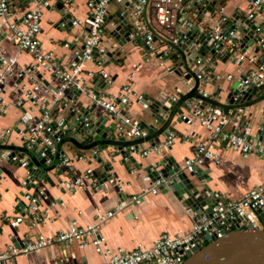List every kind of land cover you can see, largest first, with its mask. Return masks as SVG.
<instances>
[{
    "label": "crops",
    "instance_id": "obj_1",
    "mask_svg": "<svg viewBox=\"0 0 264 264\" xmlns=\"http://www.w3.org/2000/svg\"><path fill=\"white\" fill-rule=\"evenodd\" d=\"M62 1L52 0V6L43 11L38 34L42 47L52 50L61 63L72 57V50L80 44L77 43L74 46V43H72L73 37L82 33L80 26L64 27L59 24L61 15L57 4ZM68 1L67 3L64 2L66 4V7H64L69 8L68 12L71 14V18L82 19L87 15L85 0ZM218 1L220 4L217 6V18L219 15H224L227 23L233 20L232 16L234 14L244 18L248 12L247 0ZM10 4L13 10L17 11L25 8L27 2L23 4L21 0H10ZM260 14L264 18V10L260 11ZM259 18L260 16L256 20L259 21ZM113 21L114 23L118 22V19L115 18ZM113 25L109 23L108 28L111 29ZM123 27L126 31L131 29L129 24H124ZM178 27L181 28V24ZM80 39L82 38L80 37ZM64 41H70L72 46L70 48L63 47L62 43ZM110 42L113 44L105 46V49L114 52L112 54L114 60L106 58L108 62L102 67L85 62L83 70L86 72L88 70L93 71L95 73L94 77H99L98 70L100 69L109 74L111 86L106 84V86L98 87L100 95L116 94L123 84L130 83L129 102L122 109L126 114L129 113L141 121L140 110L142 104L139 101L142 94L153 96L159 92H167L177 99L182 93L190 90L193 82L189 84L182 75L178 76L169 71L172 61L157 58L155 52L142 50L138 42H129L122 47L117 46V41L113 39ZM106 44L104 43V45ZM154 44L157 47L160 44L166 45L163 38L156 39ZM127 45L132 46L126 49ZM0 46L4 48L7 55L16 57V68L29 62V54L17 50L3 36H0ZM72 47L74 48L72 49ZM160 48L168 52L167 54L174 53V51L169 53L170 50L165 46ZM246 54L249 55V53ZM213 57L210 71L213 74L220 75V78L202 81L198 89L207 92L210 95L209 98H211L215 96L220 87L221 89L218 91L220 92L218 95L220 96L219 101L225 102L228 88L240 75H243V72L249 66V62L244 60L238 64L236 61H231L230 58L223 62L221 57L217 55H213ZM228 74L232 75L231 79H227ZM42 77L50 87H55L57 84V82L50 80L47 73H43ZM94 77L85 76V85H91ZM19 81L15 90L5 89L3 99L6 107L0 115V129L12 128L8 143L12 142L17 145L21 144V134L19 132L24 130L23 116L28 117L29 114L30 121L38 116L35 108H32L26 101L22 100L23 106L21 108L15 106L14 101L17 98H22L23 90L29 87L26 77ZM9 82L11 83V81ZM77 95V101H79L82 98V90ZM252 95L253 98L259 96L256 90ZM73 96H76L75 93L71 95L72 102H75ZM263 109V101L255 106L246 107L245 111L242 112L244 118L242 129L249 119L255 116L254 119H257L260 113L264 115V112L262 113ZM52 112L55 114L56 121L65 116L64 110L59 107H53ZM102 113L107 114L108 122L116 123L119 120L118 115H114L108 110L102 109ZM181 113L187 112L180 107L177 116ZM126 128H129V126ZM170 130V134L175 136L171 144L158 147L144 157L136 152L134 153L133 156L136 162L141 164L139 169H136L128 160L124 159L125 163L130 165L128 170L127 165L125 166L121 162L122 157L116 147L104 145L101 148L97 146L85 150L69 142L64 143L61 148L65 153L70 155L80 154L82 156L73 159L75 172L77 174L84 173L86 168H90L101 181L90 175L85 178L82 186H75L72 179L73 174L61 168L58 159L54 168L45 171L49 181L43 176L40 180V184L47 195V199L42 200L40 203V211L47 210L44 213L43 220L32 219L28 214L21 215L14 209L15 202L19 198L18 193L23 191L21 182L25 169L21 166H10L4 160H0V252L5 250L11 243L15 246L21 245L26 236L31 238H37L38 236L51 237L71 220H75L80 226L84 227L99 222V235L103 238L104 245L111 250L118 247L129 250L139 243L151 245L159 234L164 231L176 233L188 230L195 215L175 199L170 192L162 193L159 190L152 192L153 184L142 172V167L169 156L173 157L176 162L183 164L186 158L192 156L194 146L189 141H183L182 138L192 134L195 140L202 141L206 140L208 133L197 123L190 125L186 124L184 120L172 121ZM254 130L255 127H253L251 134H254ZM74 136L80 138L78 133H75ZM87 137L88 134H85V137L82 135L79 140ZM153 140L156 144H159L165 139L157 137ZM153 140L142 142L137 152L151 147ZM261 142L264 143V139ZM211 150L217 154L218 160L215 161L213 157L208 155L204 158L200 167L208 170V186L214 192L221 193L225 199L239 198L248 189L264 181V159L259 154H252L245 158L241 156L238 148L222 145H215ZM108 176L110 178H107ZM138 194H140V199L134 201L132 196ZM109 210H114L115 213L107 220L100 222V219ZM18 218L20 219L17 220ZM262 222H264L263 219ZM102 262H104V258L96 253L91 245L79 248L75 244L54 243L35 252L17 255L3 264H101Z\"/></svg>",
    "mask_w": 264,
    "mask_h": 264
},
{
    "label": "built area",
    "instance_id": "obj_2",
    "mask_svg": "<svg viewBox=\"0 0 264 264\" xmlns=\"http://www.w3.org/2000/svg\"><path fill=\"white\" fill-rule=\"evenodd\" d=\"M247 1L248 12L246 17L248 19H252L256 11L264 10V7H262L264 0ZM64 2L69 1H62L66 7ZM85 5L87 15L84 18H70L72 27L80 26L82 28V33L75 35L72 42L74 46L77 43L80 44L75 49L72 47V57L61 63L52 50L42 47L38 39L43 11L52 6V0H27L25 8L17 11L13 10L10 0H0V36L10 41L17 50L24 51L30 56L29 62L16 68V57L7 55L4 48L0 46V115L6 107L3 99L5 89L15 90L19 84L18 81L26 77L29 87L23 90L22 98H17L14 104L21 108L23 106L22 100L26 101L32 108H35L38 116L32 121L29 120V114L28 117L26 116L24 130L19 132L21 134V144L27 149H31L34 142L38 141L42 149V156H45L46 153L54 154L57 143L66 133L65 125L61 126L59 130L54 128L53 122L56 117L52 112V108H60L62 105L71 103V96L68 93L74 89L83 91L85 87L84 77H94L95 73L93 71L88 70L86 72L83 70L85 62L94 63L98 67L103 66L104 55L95 56L92 52L96 47L98 52L104 54L105 46L108 45V43L104 45L107 42L105 34L113 30L119 22V20L115 23L112 22L117 17L113 16L112 19H108L109 15H113L114 11L119 9L121 13L125 12L126 24H129L131 28L127 31L129 42H138L142 50L162 54L159 56L162 59L168 52L161 50V46L167 47L170 50L169 53L174 50L166 42V45L155 46L156 39L163 38L172 45L183 44L187 39L186 32L192 29L195 22H197V7L204 6L205 3L204 0H85ZM65 9L69 11V8ZM219 21H226V17L219 15L209 30L202 21H199L197 29L199 31L208 30L212 34L213 40L221 39L223 41L224 47L221 54L227 51L230 54L229 58L234 57L240 61L247 60L249 66L243 72L241 82L244 87L252 84L254 87L253 93L256 90L258 95H264V62L258 61L254 55H247L246 51L240 52L237 43L229 38L226 39L222 33H216L220 30L217 25ZM109 23L114 24L111 29L108 28ZM180 24L181 28L178 27ZM60 25L63 26L64 22H61ZM232 34L233 32H230V35ZM141 40L143 41L141 42ZM215 41L214 45L216 46ZM72 43L64 41L62 46L70 48ZM212 57L213 55L208 54L203 59L197 58L195 73L200 81L220 78V75L213 74L210 71ZM43 73L49 74L51 81L57 82L55 87H50L45 82L42 77ZM185 73L186 71L182 74ZM98 75L104 79L107 86H111V78L107 72L100 69ZM226 77L231 79L232 75L228 74ZM220 89L219 87L218 91ZM129 91L130 83L127 82L118 89L116 94L99 95L96 103L102 109L119 116V120L115 123L118 132H124L127 137H130L131 134L135 137H144L147 135V131L140 128L139 119L129 113L126 114L122 110L129 102ZM218 91L211 98L219 100L220 96L218 95L220 92ZM197 92L202 98L210 97L207 92L201 89H198ZM202 102L203 99L201 98L191 99L189 103L190 110L179 115L186 124L197 123L208 133L206 140L202 141L195 140L192 134L182 138L183 141H189L194 146L192 156L184 161L188 170L193 165L200 166L208 155L217 161V154L211 150L215 145L236 147L239 149L241 156L245 158L252 154H259L264 159V143L242 134L246 129V127L242 129L243 120L241 119L242 112L245 109L239 107L224 109L209 102L202 105ZM198 104H201V106L199 107ZM127 126L129 128H126ZM11 132L12 128L0 129V144L8 143ZM174 137L173 134H170L163 142L136 153L140 156H146L158 147L171 144ZM132 152L133 146H130L128 153L132 154ZM81 157L80 154L70 155L63 152L59 154L58 158L59 166L73 174L72 179L75 186H82L85 178L92 175V169L90 168H86L84 173L77 174L75 172L73 159ZM15 158L17 156L13 157V159ZM17 159L20 166L25 169L21 182L24 195L19 196L26 203L22 208V212L30 215L32 219L43 220L44 213L47 210L41 212L40 203L42 200L47 199V195L40 184L41 179L36 178L29 171L25 156ZM124 159L127 160L128 157L124 156ZM50 162L49 159L45 161L46 165ZM162 182L165 181L157 180L151 188L152 192H155L157 190L156 186ZM213 196L216 203L210 216H202L199 219L194 218L191 227L183 232L170 233L164 231L159 234L151 245L139 243L129 250L120 247L111 250L104 245V240L99 235V222L84 227L80 226L75 220H71L51 237L38 236L37 238H31L26 236L19 246L11 243L5 250L0 252V264L13 259L17 255L35 252L54 243L75 244L79 248L91 245L94 251L104 258V262L101 264H182L187 252L191 251L192 248L198 249L206 243L204 235L199 237V233L220 238L227 231L233 229L235 223L239 227L251 224L253 228H263L264 224L258 215V210L264 213V181L248 189L236 199H225L219 192H214ZM132 199L138 201L140 194L133 195ZM113 213H115L114 210L106 212L100 222L110 218ZM237 218L241 219L235 221Z\"/></svg>",
    "mask_w": 264,
    "mask_h": 264
},
{
    "label": "water",
    "instance_id": "obj_3",
    "mask_svg": "<svg viewBox=\"0 0 264 264\" xmlns=\"http://www.w3.org/2000/svg\"><path fill=\"white\" fill-rule=\"evenodd\" d=\"M21 1L23 4L27 2V0ZM204 3V6L197 7V22H195L192 29L186 32L187 39L183 44L172 45L168 40L165 41L174 50V53L163 56L165 61H172L169 71L178 76L182 75L189 84L193 82L192 86L190 90L182 93L177 99H173L167 92H159L153 96L148 94L140 96L139 102L142 104V108L140 110L141 121H139V126L147 131L146 136L135 137L131 134L130 137L132 136V138L126 139L127 136L124 132L120 133L117 131L115 123L108 122L107 114L102 113V109L96 103L100 95L98 87L106 86V83L101 77H94L91 85H85L84 92L82 91V98L79 101H77V94L81 90L74 89L68 95L71 96L75 93L76 98L73 96L75 102L60 107L61 110H64L65 116L57 121L54 120L53 126L56 130H59L61 126L65 125L66 133L57 143L54 154L46 153L45 156H42V149L38 141L34 142L31 149H27L23 144L17 145L10 142L0 144V160H4L10 166L19 167L20 162L17 158L25 156L29 171L36 178L41 179L43 176L49 181L45 171L55 167L59 154L64 152L61 146L69 142L85 150L97 146L101 148L104 145L116 147V150L122 157L121 162L125 166L127 164L125 163L124 156H127V160L133 167L139 169L141 164L137 163L133 156L134 152L138 151L139 145L144 141L153 140L157 137L166 139L171 132L172 121H183L179 115L177 116L178 109L182 107L186 111H189L191 99L201 98L203 99L202 105L209 102L224 109H236L238 107L245 109L246 107L255 106L261 101L264 102V95L253 98L254 87L252 84L244 87L241 82L243 75H240L239 79L235 80L232 86L228 88L225 102L209 97L202 98L198 94L197 90L202 81L197 78L195 73L197 58L203 59L208 54L221 55V60L224 62L230 56L227 51L221 54V50L224 47L223 41L221 39L213 40L212 34L208 31L217 20V6L220 2H217V0H204ZM57 7L61 15L59 24L64 22V27L71 26V14L64 8L63 3L59 2ZM258 14H260V10L254 13L252 19H248L246 16L241 18L239 15L234 14L232 16L233 20L230 23L226 21L217 22L220 30L216 33H222L226 39L229 38L231 41L237 43L240 52L246 51L249 55L256 56L258 61L264 62V44H262L264 42V18L262 14ZM113 16H116L119 22L113 30L105 34L107 38L106 43L110 46L113 44L110 40L113 39L117 41V46L122 47L130 41L127 35L128 32L123 27L127 23V19L125 18L126 13H121L119 9L114 11L113 15H109L108 19H112ZM258 16H260L259 21L256 20ZM199 21H202L208 30L199 31L197 29ZM230 32H233V34L230 35ZM214 41L217 44L216 46L214 45ZM145 48L148 49L147 46ZM92 53L95 56L104 55L105 61L103 65L108 62L106 58L114 60L112 56L114 52L108 50H105L103 54L102 52H98L97 48L94 47ZM116 53L118 54V51ZM259 53L260 55H258ZM160 55L162 54H156L155 56L158 58ZM230 59L240 64V60H236L234 57ZM184 71L186 73L182 74ZM198 106L200 107L201 104H198ZM263 112L264 109L262 110ZM25 118L26 116H23L22 119L25 120ZM254 118L256 116L247 121L245 124L246 129L242 134H246L250 139L262 141L264 139V115L260 113L257 119ZM241 119L243 120L244 118L242 117ZM253 127H255L254 134H251ZM75 133L84 137L85 134H88V137L79 140L81 137L79 139L76 138L74 136ZM155 144L153 140L151 145L154 146ZM130 146H133L132 154L128 153ZM14 156H17V158L13 159ZM46 159L52 162L49 166L45 163ZM129 166L127 165L128 170ZM142 172L153 185H155L157 180H164L165 182L156 186L157 190L162 193L170 192L187 210L194 213L196 219L202 216H210L216 200L213 196L214 191L207 184L209 181L208 170L197 165H193L188 170L184 163L176 162L173 157L169 156L168 158H161L143 166ZM92 175L97 177L98 181H101L94 171ZM107 178L110 177L108 176ZM23 195V191L18 193L20 197ZM25 205V201L19 198L15 202L14 209L21 215H24L22 208ZM258 215L264 220L263 212L258 210ZM240 219L237 218L235 221H239ZM202 235H204L206 243L198 249L192 248L191 251L187 252V256L182 264H264V228H253L251 224L239 227L235 223V227L227 231L220 238L214 235L198 234L199 237Z\"/></svg>",
    "mask_w": 264,
    "mask_h": 264
},
{
    "label": "rangeland",
    "instance_id": "obj_4",
    "mask_svg": "<svg viewBox=\"0 0 264 264\" xmlns=\"http://www.w3.org/2000/svg\"><path fill=\"white\" fill-rule=\"evenodd\" d=\"M130 46H132V45H127V46H126V49L130 48ZM80 137H81V136H80Z\"/></svg>",
    "mask_w": 264,
    "mask_h": 264
},
{
    "label": "trees",
    "instance_id": "obj_5",
    "mask_svg": "<svg viewBox=\"0 0 264 264\" xmlns=\"http://www.w3.org/2000/svg\"><path fill=\"white\" fill-rule=\"evenodd\" d=\"M263 224H264V222H263ZM263 228H264V226H263Z\"/></svg>",
    "mask_w": 264,
    "mask_h": 264
}]
</instances>
